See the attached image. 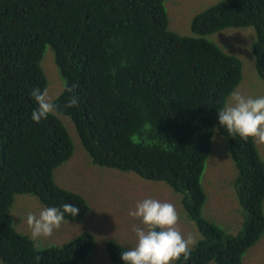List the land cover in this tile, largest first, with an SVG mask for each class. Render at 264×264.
Wrapping results in <instances>:
<instances>
[{
  "label": "trees",
  "instance_id": "obj_1",
  "mask_svg": "<svg viewBox=\"0 0 264 264\" xmlns=\"http://www.w3.org/2000/svg\"><path fill=\"white\" fill-rule=\"evenodd\" d=\"M165 0H0V259L4 264H79L94 249L84 234L62 247L39 248L13 226L16 195L45 207L78 206L84 199L59 187L56 169L73 155L70 136L55 114L39 123L30 91L47 89L41 62L52 48L65 79L57 115L73 121L94 163L165 182L183 202L202 239L174 264H243L264 236V161L255 138L230 135L218 111L243 77L241 61L206 36L254 28L252 52L264 81V0H221L195 16L194 37L169 31ZM76 85L78 107L66 108ZM228 140L239 176L240 204L248 218L237 236L206 221L201 185L215 131ZM113 264L124 250L110 246Z\"/></svg>",
  "mask_w": 264,
  "mask_h": 264
},
{
  "label": "rangeland",
  "instance_id": "obj_2",
  "mask_svg": "<svg viewBox=\"0 0 264 264\" xmlns=\"http://www.w3.org/2000/svg\"><path fill=\"white\" fill-rule=\"evenodd\" d=\"M221 0H165L164 6L169 18V31L186 37H194L192 22L196 15L217 5ZM227 55L238 58L243 67V77L235 91L245 97L264 96V81L261 79L254 54L256 42L254 28H229L205 37ZM47 79V92L52 102L63 93L66 82L55 63L52 48L46 49L41 62ZM230 102V97L226 105ZM55 114L65 126L72 141V157L59 166L54 173L56 184L81 196L88 206V212L81 221L64 219L61 227L51 237L35 240L39 248L62 247L76 238L89 234L94 240V249L79 264H113L111 244L124 250H131L138 243L134 226L145 227L139 218L129 215L137 203L145 199L168 202L179 214L177 228L182 236L191 234L196 243L202 236L186 209L180 191L165 182L145 179L134 172L102 167L94 163L85 150L77 128L71 118ZM255 142L264 161V144ZM238 168L230 154L228 140L216 130L210 156L206 162L201 185L206 201L201 208L203 218L218 226L224 233L237 236L243 232L248 215L240 204L236 182ZM46 208L32 195H16L11 210L14 229L31 239L27 225L29 213L39 215ZM34 241V240H33ZM243 264H264V236L243 256ZM0 264H4L0 259ZM174 264V261L171 262ZM210 264H217L211 262Z\"/></svg>",
  "mask_w": 264,
  "mask_h": 264
},
{
  "label": "clouds",
  "instance_id": "obj_3",
  "mask_svg": "<svg viewBox=\"0 0 264 264\" xmlns=\"http://www.w3.org/2000/svg\"><path fill=\"white\" fill-rule=\"evenodd\" d=\"M76 87L73 85L66 89L73 93L65 104L66 108L78 107L79 97L74 94ZM30 95L37 104L31 113L34 122L46 120L49 114L57 110L46 89L41 91L36 87L30 91ZM218 121L230 135L256 138L258 143L264 144V96L252 98L245 97L239 91L231 92L230 102L218 111ZM79 211L78 206L65 203L59 209L46 207L38 216L29 213L27 225L31 230V239L35 241L40 237H51L54 230L61 227L65 214L76 217ZM129 215L139 218L145 227L134 226L138 243L131 250L122 252L121 259L125 264H171L181 256L185 260L190 257L191 246L196 240L191 234L185 238L180 233L177 228L179 214L173 204L145 199L137 203ZM41 259L39 255L35 257L37 264Z\"/></svg>",
  "mask_w": 264,
  "mask_h": 264
}]
</instances>
